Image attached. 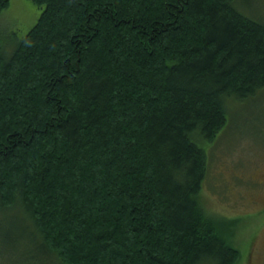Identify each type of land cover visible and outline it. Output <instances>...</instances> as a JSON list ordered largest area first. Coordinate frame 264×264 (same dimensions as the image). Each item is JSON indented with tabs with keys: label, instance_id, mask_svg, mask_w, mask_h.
<instances>
[{
	"label": "trees",
	"instance_id": "16d2710c",
	"mask_svg": "<svg viewBox=\"0 0 264 264\" xmlns=\"http://www.w3.org/2000/svg\"><path fill=\"white\" fill-rule=\"evenodd\" d=\"M31 1L8 59L0 36V215L25 224L0 240L56 264H237L235 222L199 200L203 145L264 89V24L235 0Z\"/></svg>",
	"mask_w": 264,
	"mask_h": 264
},
{
	"label": "rangeland",
	"instance_id": "374dc122",
	"mask_svg": "<svg viewBox=\"0 0 264 264\" xmlns=\"http://www.w3.org/2000/svg\"><path fill=\"white\" fill-rule=\"evenodd\" d=\"M0 13L2 56L8 59L16 43L38 21L41 9L31 0H8ZM244 15L264 24V0H235ZM227 122L212 143L204 144L207 173L199 194L205 211L218 219L233 220L231 244L239 250L237 264H264V89L227 104ZM0 215V231L23 226L21 214ZM20 227L15 230H20ZM2 239V238H1ZM29 244L0 240V264H56L34 261Z\"/></svg>",
	"mask_w": 264,
	"mask_h": 264
},
{
	"label": "bare ground",
	"instance_id": "6f19581e",
	"mask_svg": "<svg viewBox=\"0 0 264 264\" xmlns=\"http://www.w3.org/2000/svg\"><path fill=\"white\" fill-rule=\"evenodd\" d=\"M207 154V153H206Z\"/></svg>",
	"mask_w": 264,
	"mask_h": 264
}]
</instances>
